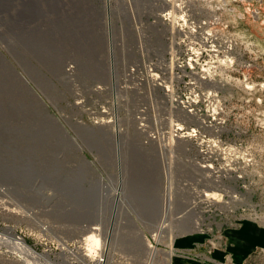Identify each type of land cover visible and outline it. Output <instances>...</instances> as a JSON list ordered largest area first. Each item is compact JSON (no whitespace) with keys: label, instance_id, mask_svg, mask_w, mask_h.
I'll return each instance as SVG.
<instances>
[{"label":"rangeland","instance_id":"obj_1","mask_svg":"<svg viewBox=\"0 0 264 264\" xmlns=\"http://www.w3.org/2000/svg\"><path fill=\"white\" fill-rule=\"evenodd\" d=\"M191 48L198 90L175 73L190 71ZM150 57L200 116L157 111ZM151 95L158 128L195 135L147 147L136 117ZM248 221L264 227V0H0V264H205ZM89 225L109 234L105 255L103 239L78 238ZM138 228L140 256L124 237ZM242 264H264V248Z\"/></svg>","mask_w":264,"mask_h":264},{"label":"built area","instance_id":"obj_2","mask_svg":"<svg viewBox=\"0 0 264 264\" xmlns=\"http://www.w3.org/2000/svg\"><path fill=\"white\" fill-rule=\"evenodd\" d=\"M164 15H165V18H167V19H169V17L174 18V14H172V13L170 14L169 12L164 13ZM184 15H185V12H183V15L180 16V23L183 24V26H186L187 25V24H185L186 20L183 17ZM195 25H196L195 23L194 24L191 23L190 27H188L187 30L185 31L187 35H189L187 32L189 31V29L191 27L194 28V30L196 32V29H195L196 26ZM181 33L184 34V29H183V31H181ZM194 36H195V34L193 35V37ZM194 51H195V48H191L192 55L189 57V60H188L190 71L189 72L187 71L186 65H185L186 66V68H185L184 64H181V65H179V68L175 67V70L179 71V72H175V73L179 74L181 71L185 72V74L190 77L191 86L197 87V90H198L199 85L203 81L200 79V76L194 67L196 60L199 59V55L195 56ZM151 58H153V57H150V58H147L144 60L146 62H148ZM152 62H154V63L152 64ZM147 64H148V70L150 72L153 71V69H149V64L151 65V67L153 66L156 70L160 71V72L157 71L156 73H152V79H153V81L151 82L152 88L154 89V86L157 84L163 89V91H165V93H169V94H164L165 96L161 97L162 99L166 98V101L164 102L162 99L160 100V102L161 101H163V102L160 105H158V108H157L158 112L161 110V107L163 109V106H166V104L168 103V99H169L168 106L171 109H175V110L180 111V112H185L186 114L188 113L189 115H195V117L200 116L201 113L197 109V102H188L190 104H187L185 101H182L180 99V95L178 94L177 91H175L176 94H175V96H173V90H171L170 83H167V80H164V82H161L159 80V78L162 77L163 72H164V66L162 63H159L158 61H149ZM69 66L74 67V65H67L69 70H71V68ZM134 71H135V69H132L131 70L132 74H129V76L133 77L135 75ZM159 73H160V75H158ZM183 76L184 75L179 74L177 79L180 81V80H182ZM194 77H195V79H194ZM192 80L195 82H192ZM199 81H201L200 84H198ZM167 84H169V86ZM135 86H136V90H135V92H136L137 89H139V87H140L138 77H137V83H135ZM148 86H149V84H148ZM197 90H195V91H197ZM158 92L159 93H154L155 97H160L162 92L160 90H158ZM118 96L120 97L119 94H118ZM117 98H116V101H118ZM153 99H154V96L151 95V97H149V100H150L149 102L152 104V106H154L153 105ZM177 100H178V103L180 105H182L183 107L177 103ZM77 102L81 103L80 100ZM119 103H120V100H119ZM149 108L151 109V106ZM115 110L116 111L118 110L117 106H114V111ZM108 114H109V112H108ZM141 114L143 115L142 117H140V115L137 114L136 119H137L138 125L136 126V128L138 131L143 133V135L145 136V139H144L145 144H157L158 145L159 143H162L165 145V144H168L169 142H174L176 139L181 140L184 137H193L195 135V132H196L195 127L186 126L185 123L182 121H180V122L172 121L171 126L169 125L170 126L169 130H164L163 128H158L159 121L161 122L162 120H164V118L160 115V113L155 112V110L153 112L151 110V114H152L151 116L152 117H149L148 108L143 107L141 109ZM93 115H94V113H93ZM167 120H168V118H167ZM93 122H97V121H93ZM202 127H204V128L207 127L205 122L203 123ZM185 130H187V131L185 132ZM99 260H102V259H99Z\"/></svg>","mask_w":264,"mask_h":264},{"label":"bare ground","instance_id":"obj_3","mask_svg":"<svg viewBox=\"0 0 264 264\" xmlns=\"http://www.w3.org/2000/svg\"><path fill=\"white\" fill-rule=\"evenodd\" d=\"M168 6V5H167ZM176 8V7H175ZM170 14H171V12H169ZM161 19H163L164 21L167 19V18H165V16L163 15V16H161L160 17ZM180 19V18H179ZM166 22V21H165ZM179 27H180V30H183L184 29V27H183V24H179ZM190 30V33H191V35L189 36V37H193V35L195 34V30H194V28H190L189 29ZM188 33V32H187ZM95 48L97 49V50H100L99 49V45H98V43H95ZM99 57L101 58V54H99ZM99 58L97 57L96 58V61H95V67L100 71V68H99ZM70 68H71V70H69L68 69V76L69 77H71V76H73V74H74V67L73 66H69ZM171 78H173V83H170V87H171V90H173V96H175V88H174V82L176 81L175 80V76H174V74H173V76L171 77ZM159 80L161 81V82H164V80H166L165 78L163 79V78H159ZM155 87L156 88H158L161 92L163 91V89L159 86V85H155ZM96 90H103L102 89V87H96ZM163 93V94H162ZM161 93V95L164 97L165 95L164 94H169V93H165V91H163ZM163 102V101H162ZM169 102V101H168ZM177 103H178V100H177ZM179 104V103H178ZM154 106H152L151 105V109L153 110H155L156 109V105L155 104H153ZM180 105V104H179ZM166 106H168V103L166 104ZM180 106H182V105H180ZM183 107V106H182ZM148 109H150V108H148ZM150 109V110H151ZM139 115H140V117H142L143 115L141 114V109L137 112ZM182 113V115L184 116V117H186V118H188V119H196L197 117H195V115H189L188 113L186 114L185 112H181ZM117 117V116H116ZM202 123H204V121L202 120L201 121ZM182 126V125H181ZM119 132V131H118ZM183 140V139H182ZM147 145V147H149V144H146ZM150 153V152H149ZM149 153H147V152H145V153H143L144 154V156H145V158H146V160L144 159V157L142 156V165H143V171L146 173L145 174V176H144V179H145V181L147 182V184H149V183H151L152 182V180H153V177H154V175H155V170L153 169V167H152V164H151V159H150V156L151 155H149ZM117 199H119V201H120V197H119V195H116V200ZM118 201V200H117ZM118 201V202H119ZM165 223V222H164ZM133 233L135 234H133L132 236H129V235H127V236H124V237H126V238H128V242L126 243V244H128V245H130V248H131V244L132 243H135V244H137L136 242H138L139 240V242L141 243V245L144 247L145 245H148V244H146L145 243V237H144V234L142 233V231L138 228V229H134V231H133ZM16 235V234H15ZM155 236L157 237V239H158V237H160V236H158V233H156L155 234ZM108 237H109V234H106L105 233V236H103V238H102V235L100 234V229L98 228V227H96V226H94V227H91L90 225H89V227H87L86 229H84L83 231H82V233L81 234H79L78 235V238H80L81 239V241L83 242L84 240H90V241H96L97 242V240H98V238H100L101 239V242H102V239H103V245L105 244V247H103V249H102V253L105 255L106 253H108V250H107V246L109 245V239H108ZM14 238V242L16 243V245H19L22 249H24V250H26V251H29V252H34V251H32L31 249V247L30 246H28L27 245V243L25 242V240L23 239V238H20V237H13ZM85 242V241H84ZM84 242L82 243V244H84ZM140 243H138V244H140ZM135 244L133 245V248H131L130 250H129V252L130 253H133V254H137L138 256H140L139 255V253H140V251H139V249L140 248H135ZM137 244V245H138ZM149 247V246H148ZM151 247V246H150ZM31 248V249H30ZM23 250V251H24ZM78 250H80V249H78ZM141 250V249H140ZM147 250H148V248H147ZM153 251L152 252H150V253H152V258L154 257V256H156V253H157V249L156 248H154V249H152ZM73 251H74V249H73ZM81 253V252H80ZM149 253V254H150ZM82 255V254H81ZM80 255V256H81ZM107 259V258H106ZM149 263V262H148Z\"/></svg>","mask_w":264,"mask_h":264},{"label":"crops","instance_id":"obj_4","mask_svg":"<svg viewBox=\"0 0 264 264\" xmlns=\"http://www.w3.org/2000/svg\"><path fill=\"white\" fill-rule=\"evenodd\" d=\"M228 239L227 252H218L213 254L212 262L205 264H214L217 260H226V257H231L233 261L242 264L259 248H264V227L253 222H246L242 227L237 229H229L226 231ZM196 235L190 236L187 239L178 240L180 246H193V242L197 240ZM199 240H202L199 239ZM203 241V240H202ZM230 255V256H229ZM174 264H201L194 259L176 256L173 260Z\"/></svg>","mask_w":264,"mask_h":264}]
</instances>
